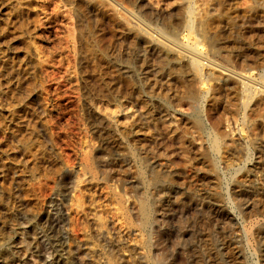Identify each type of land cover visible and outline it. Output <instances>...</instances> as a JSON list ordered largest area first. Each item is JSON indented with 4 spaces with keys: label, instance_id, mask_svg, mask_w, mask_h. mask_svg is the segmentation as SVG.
<instances>
[{
    "label": "rangeland",
    "instance_id": "rangeland-1",
    "mask_svg": "<svg viewBox=\"0 0 264 264\" xmlns=\"http://www.w3.org/2000/svg\"><path fill=\"white\" fill-rule=\"evenodd\" d=\"M118 3L130 25H118ZM179 3L0 0V257L7 249L15 264H159L167 253L168 263L188 264L185 246L197 241L214 256L220 232L230 228L238 239L231 250L242 253L235 264H264V211L256 214L264 199V148L252 146L255 137L264 145V101L248 106L242 91L244 83L264 87V0L260 17L246 19L252 32L244 38L222 27L246 43L241 77L220 75L216 68L233 64L197 46L216 60L205 61V70L230 83L216 93L222 83L202 82L192 107L184 90L189 81L167 91L159 75H176L172 68L193 38L150 21ZM250 4L237 0L234 7ZM196 111L206 132L200 138L191 124ZM209 134L233 145L226 157L211 154ZM211 160L222 222L198 191L175 183L155 192L148 187L153 168L172 182L174 170L183 177L210 173ZM160 194L163 206L154 205L142 226V203L156 204ZM208 215H215L211 224ZM86 242L97 254L87 253Z\"/></svg>",
    "mask_w": 264,
    "mask_h": 264
},
{
    "label": "bare ground",
    "instance_id": "bare-ground-1",
    "mask_svg": "<svg viewBox=\"0 0 264 264\" xmlns=\"http://www.w3.org/2000/svg\"><path fill=\"white\" fill-rule=\"evenodd\" d=\"M179 1H180L179 5L172 7L169 10V12L163 13V14L160 13V14L151 16L152 18L150 19V21H151V23H156L157 21H159V23H161V25L162 24H163V26L165 25L164 29L166 28V30H169V28L171 27L174 30H176L177 32H186L190 38L191 37L193 38L191 40V41H193V43H192L193 45H190V47H187L186 49H184V51L186 52L185 53L186 56L183 59L176 61L174 67L172 68L173 72L176 73V75L171 77L170 76L171 73L169 71L167 72V70L160 71V75H159V77L165 81L162 88L165 86L167 88V91H170V90L176 91L175 88H177V86L183 87L184 82L189 81V86H187L188 89L184 88V90L186 91V93L189 96V101L186 102V106L192 107V106H194V104H197L199 102L200 95L198 94V92H196V89L198 88V85L200 86V84L202 82H206L207 84H209L211 82V80H214V81H217L219 83H222V85L220 84L221 86L217 85V87H215L214 91L216 93H221L222 90H226L227 89L226 86L230 83L229 82L230 80L224 81V80H222V78L216 77L215 76L216 72H213L210 69L205 70V68H204L205 61H210L213 64V62H215L216 60H219V61L222 60L228 64H233V65H231V68H224V66H221L220 68H216V67H213L210 65L212 68H216L217 69L216 71L221 72V73H219L220 75H223V72H225V71H228V73L232 77L236 76V78H237V76L241 77L243 75L242 71L247 69L248 65H247L246 60H245L246 59V57H245L246 51L245 50L247 47H246V43L243 42L244 39H242V38H244L245 34L252 32V30L249 28V26L246 25V23H247L246 19L250 18V19H256L257 20L258 17H260L259 7H260V5H263V3H261V0H251V4L249 7H247L245 10H240L237 7H234L237 3V0H179ZM118 4H117L116 9L118 8V6L123 5V4L122 5L121 4L118 5ZM121 9L122 8H118L117 11L114 12V13H116V16H117L116 18H117L118 25H121V24H129L130 25L131 24L130 20H127L128 18L123 16V14L121 13L122 12ZM151 23L149 22L148 24H151ZM152 25H154V24H151V26ZM155 25H154V27H155ZM161 25H160V27H161ZM236 25H237V28H236ZM222 27H224L225 29H230L231 31H232V29H236L238 32L241 33L242 38L241 39H234V38H230L228 36H225V34L222 33ZM138 28H140V26ZM225 29H224V32H225ZM169 31H171V30H169ZM163 43H165V42H163ZM165 44H168V43H165ZM201 44H205V45L209 46V48L213 51V53H212L213 58H215L216 60L215 59L211 60V58L202 56L200 53H198L196 48L198 45H201ZM160 56H162V55H160ZM169 56H170L169 54H166L165 58L170 60L171 57H169ZM186 77H188L189 79L188 78L185 79ZM245 84H246V89L242 88V91L246 97L247 105L248 106H250V105L257 106V105L261 104L264 101V98L261 96V94L264 95V87L263 86L258 87L255 85L253 86L251 84L249 85L248 83H244V85ZM196 86H197V88H196ZM174 96H178V94L176 92H174ZM158 108H160V106ZM199 114H200L199 111L193 112V114H192L193 120H191L192 121L191 124H192L193 130L198 133V136L200 138L201 133H206V132H205L204 126L202 125V121H200V115ZM159 115L161 118H163V117L165 118L168 115V110L166 108L162 109V106H161V111L159 112ZM179 137L177 139L180 140L181 138H179ZM208 138L211 141V154L219 155V158L220 157L221 158L226 157V155L230 151L229 148H231L233 146V145L228 146L226 144L228 142L224 141L223 136L218 135V134H215V135L209 134ZM182 139L184 141V138H182ZM259 140H260L259 138L255 137L252 140V144H253L252 146H255V148H257V150L259 149V151H261L264 148V145L261 144L262 142H261V140L260 141ZM211 157H213V156H211ZM216 164H217L216 161L214 162L213 160H211V166L210 167H212V168H211V170L208 169L211 172L209 171L210 173H208V172H206L207 170L203 169L204 172L201 173V175L196 174V173H198V172H196L195 174L189 173L190 175L188 176V174L186 173L187 177H183V176H181L182 173L174 170L173 171L174 177L172 178L173 179L172 182L170 180H169L170 182H168L166 180V177L164 179L161 176L162 171L158 172L157 169L153 168L149 172L148 187L151 188V191L153 190L155 192L157 190H163V188L165 189L166 187L171 185V183H173V184L175 183V184H177L178 187L180 185L181 187L186 188L185 190H187V191H192V192L194 190H195L194 192L198 191L202 197L207 199V201H209L212 204L213 207L217 208V213H216L217 218H218V220L220 219L219 221L222 222L227 217H225L224 211L222 210V207L224 204L222 203V200L220 199L219 195H217L218 193L216 191H214L215 187L217 186L218 180H219V177L216 174V172H217L216 171V168H217ZM196 185H199V186H201V185H204V186L208 185L209 186L210 185L212 187L207 186V187H205L206 189H199L198 188L199 190H196L195 189ZM198 192H196L197 195H198ZM191 194L193 195V193H191ZM154 196H155V194H154ZM160 196H162V195L160 194L158 196V198H155L156 200L154 203H156V204H153L148 200H145L142 203V206L140 209L141 223H142L141 225L142 226L147 225L148 222L150 221L152 211L155 210L153 208L158 206L159 203L161 202V200L163 199ZM259 201H260L259 202L260 206H258L259 208L256 210V214L257 213L261 214L264 211V206H263L264 199H263V197H261L259 199ZM157 202H158V204H157ZM154 205H156V206L154 207ZM161 205H162V202L159 206L161 207ZM159 206H158V208H159ZM165 208H167V207H165ZM212 216H215V215H212ZM212 216L208 215V217H205V219L208 221L209 224L213 223L214 219H212ZM222 229L226 230V228L225 229L222 228ZM260 231H258V234L260 233ZM233 233L230 230V228H229V230L220 232L221 237H222V243H221V247H219V248L216 247V244H215V247L213 246L215 249V252H216V253H214V256L207 254L208 252L203 253V251H205V249H204L205 247L202 249L203 251H201L200 245L199 246L197 245V243H198L197 241L195 243H192L189 246H185V244L183 243L184 246L186 247V248L183 247V249L185 248V250H188L187 253H189V256H190L188 264H235V262L239 263L240 258H242L241 257L242 253L240 255L236 256L235 253L231 250V248H232L231 246L233 244H236L237 240H238L235 238L236 236H234ZM198 234H200V233H198ZM181 245H179V246H181ZM187 245H188V243H187ZM95 249L96 248H94L93 246H91L90 244H88L86 242L85 250H87V253L90 254V256L91 255L94 256L95 254H97V251ZM6 250L1 253L0 264H15L16 258L10 256L9 250L8 251H6ZM206 250L210 252V250H208V248ZM212 252H214V251H212ZM163 255H164L163 258L157 259V260H159L158 261L159 264H170L167 261V257H168L167 253H165ZM99 258H100V256H99ZM101 260H100V263H101ZM144 261L146 262V263L144 262L145 264H157V263L153 262V260L151 261L150 259L144 260ZM94 262L95 261L93 260V263Z\"/></svg>",
    "mask_w": 264,
    "mask_h": 264
}]
</instances>
